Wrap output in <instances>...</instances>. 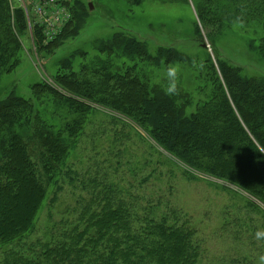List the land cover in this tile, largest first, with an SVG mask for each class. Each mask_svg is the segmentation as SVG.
Instances as JSON below:
<instances>
[{"label": "trees", "instance_id": "trees-1", "mask_svg": "<svg viewBox=\"0 0 264 264\" xmlns=\"http://www.w3.org/2000/svg\"><path fill=\"white\" fill-rule=\"evenodd\" d=\"M113 1L130 12L148 0ZM150 1L188 9L192 41L209 40L216 63L205 48L203 63L169 47L148 53L144 42L119 28L98 40L97 50L92 49L97 55L87 64H77V56L70 54L48 75L51 84H33L28 98L12 89L0 99V264L199 263L196 229L182 208H167L159 198L143 201L106 175L104 182L98 176L81 181L83 194H76L59 218L49 211L42 237L34 236L50 187L56 189L53 204L60 175L66 170L70 181L76 180L67 161L92 111L103 110L109 119L141 130L173 159L167 161L182 167L187 181L215 179L233 187L227 190L232 200L239 195L253 209L256 205L246 198L252 197L264 208V78L248 77L241 68L220 61L215 48L217 36L231 30L236 17L243 19L244 33L248 28L264 30V0ZM66 5L70 21L58 41L43 45L41 30L33 32L39 50L48 52L62 39L76 36L86 22L89 8L81 0ZM26 29L24 11L0 0V76L19 66L21 32ZM248 41V49L264 60V35ZM115 52L132 64L113 63ZM137 59L154 69L189 65L202 98L194 103L180 89L175 96L165 95L151 70L135 64ZM257 211L264 215V209Z\"/></svg>", "mask_w": 264, "mask_h": 264}, {"label": "rangeland", "instance_id": "rangeland-1", "mask_svg": "<svg viewBox=\"0 0 264 264\" xmlns=\"http://www.w3.org/2000/svg\"><path fill=\"white\" fill-rule=\"evenodd\" d=\"M20 1L10 0V3L21 8ZM35 1L37 0H23V5L26 6L24 14L27 29L21 32L20 64L12 72L0 76V99L7 96L12 89L15 90V94L28 98L31 96L33 84L39 82L51 84L48 75L53 73L56 66L60 65V61L70 54L77 56L74 61L77 64H87L97 55L92 49L97 50L98 40H101V37H109L119 28L131 34L136 40L144 42L148 53L155 54L157 48L169 47L187 54L198 63H203L206 58L205 52L201 50L203 49L201 43H195L191 39L190 31L193 30L191 12L184 7H181L182 9L178 8L179 6L167 7L160 1L150 0L144 2L143 7L131 8L130 12L126 11L125 6L113 0H81L83 6L90 8L87 10L88 18L77 31V35L62 39L48 52L41 51L35 44L33 32L39 29L42 34L44 30L35 25L29 13V4ZM66 1L74 6L75 0H62L66 8H68ZM263 35L262 27L257 28L256 33L253 28H248L244 33L241 28L232 27L231 30L217 36L215 48L219 55L218 59L241 68L242 73L248 77L264 78V60L257 51L255 53L247 47L248 38L256 41ZM56 41L58 39L54 42ZM202 43H205L207 54L215 64V52L211 49L209 40L203 39ZM42 44L45 45L43 41ZM84 52L86 53L82 56ZM112 62L118 65H121L120 62L132 64L118 52L112 56ZM135 64L139 68L151 70L150 76L153 77V81L165 87L163 66L154 69L142 63L140 59H137ZM179 66L181 71L178 87L184 93L191 94L196 103L202 97L198 96L194 89L195 83L191 80L193 75L190 67L187 64ZM100 111L105 113L103 110ZM102 113L92 111L89 114L85 134L67 161L76 171L74 174L76 180L70 181L66 170L60 175L58 184L60 189L56 192L58 201L53 204L50 203V198L56 189L50 187L46 202L37 217L35 237H42L48 225L46 222L49 211L55 219L59 218L61 210L72 206L75 195L82 193L80 182L86 177L98 176L99 181L111 179L121 187L130 189V194L135 193L144 197L143 201H155L159 198L162 205L168 203L167 208H182L190 224L196 229V241L201 253L198 264H261L264 240L255 236L257 231L264 230V215L257 211L260 208L263 212L264 208L260 203H255L252 197L249 199L242 194L256 205L253 209L246 208L243 197L235 195V199H231L227 190L233 187L215 179L196 176L198 180L187 181L180 170L182 167L171 163L173 159L157 148L141 130L115 122ZM93 134L95 139L92 140L90 137ZM114 136H117L116 143ZM110 164L112 168H109ZM104 175L108 178L102 179ZM144 178H147L146 182L143 181ZM162 207L164 211L167 210Z\"/></svg>", "mask_w": 264, "mask_h": 264}, {"label": "built area", "instance_id": "built-area-1", "mask_svg": "<svg viewBox=\"0 0 264 264\" xmlns=\"http://www.w3.org/2000/svg\"><path fill=\"white\" fill-rule=\"evenodd\" d=\"M20 2L21 9L26 13L23 0ZM29 6V13L35 25L44 30L42 41L46 45L51 43L69 22L70 13L62 0H37Z\"/></svg>", "mask_w": 264, "mask_h": 264}, {"label": "clouds", "instance_id": "clouds-1", "mask_svg": "<svg viewBox=\"0 0 264 264\" xmlns=\"http://www.w3.org/2000/svg\"><path fill=\"white\" fill-rule=\"evenodd\" d=\"M234 28H241L244 26L243 19L241 17H236L232 21ZM180 66L177 64H171L165 68V81L166 85L164 87V93L168 96H175L179 92L178 82L180 76ZM257 239H264V230L257 231L255 233ZM261 264H264V256L260 257Z\"/></svg>", "mask_w": 264, "mask_h": 264}, {"label": "water", "instance_id": "water-1", "mask_svg": "<svg viewBox=\"0 0 264 264\" xmlns=\"http://www.w3.org/2000/svg\"><path fill=\"white\" fill-rule=\"evenodd\" d=\"M90 8V7H89ZM201 47L202 48H206V45H205V43H201ZM254 199H252V201H253ZM254 202L256 203V201L254 200Z\"/></svg>", "mask_w": 264, "mask_h": 264}]
</instances>
